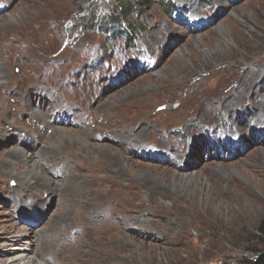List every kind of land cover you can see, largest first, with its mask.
I'll return each instance as SVG.
<instances>
[{
  "label": "rangeland",
  "instance_id": "1",
  "mask_svg": "<svg viewBox=\"0 0 264 264\" xmlns=\"http://www.w3.org/2000/svg\"><path fill=\"white\" fill-rule=\"evenodd\" d=\"M122 1L0 0V264L255 259L264 0Z\"/></svg>",
  "mask_w": 264,
  "mask_h": 264
},
{
  "label": "bare ground",
  "instance_id": "2",
  "mask_svg": "<svg viewBox=\"0 0 264 264\" xmlns=\"http://www.w3.org/2000/svg\"><path fill=\"white\" fill-rule=\"evenodd\" d=\"M236 16V15H235ZM238 18V17H237ZM220 30H222V31H224V27L223 26H220ZM18 131V130H17ZM55 133L57 134L56 136H58V139L59 140H61V136L62 135H60V133H59V129H56L55 130ZM6 136H8V135H5L4 133L3 134H1L0 133V139L1 140H4L5 139V137ZM16 137V136H15ZM14 137V138H15ZM23 143H19L18 142V144L19 145H17L15 148H13L12 149V151L10 152H8L7 154H5L4 155V160H3V162H5L7 165H6V171H8V172H10V173H14L15 175V178L18 180V181H26L27 179V181H29L28 183H29V186L30 187H36V186H41L40 184L41 183H46L45 184V186H46V188L48 189V191H50L53 195H54V193H55V190L51 187V186H49L48 185V180L47 179H49V178H47L46 176H45V172H44V170L43 169H39L38 167H36L33 163H31V162H33V161H31V162H28L29 161V158H28V154H26V152H24V150H23V148L21 147L22 146V144L23 145H25V142L24 141H22ZM21 144V145H20ZM33 147H34V145H32V146H29V148H31V149H33ZM52 149V148H51ZM54 150V149H53ZM90 151V150H89ZM54 152V151H53ZM17 154V155H16ZM17 158L18 159H22L23 160V162H24V164H28L27 165V168H26V171H24L22 174H18L17 172H14V170H15V164H16V162H17ZM15 160H16V162H15ZM22 160H21V162H22ZM18 163H19V161H18ZM20 164V163H19ZM5 165V164H4ZM54 174V173H53ZM13 176V177H14ZM32 177V178H31ZM193 178V176H191V175H188V176H186L185 177V180H191ZM15 180V179H14ZM16 181V180H15ZM52 181V180H51ZM53 183V182H52ZM25 185L27 184V182L26 183H24ZM43 185V184H42ZM54 185V184H53ZM60 186V185H59ZM26 187V186H25ZM59 189V188H58ZM62 189V188H61ZM63 191V190H62ZM63 193V192H62ZM57 194V193H56ZM56 196V195H55ZM36 212H37V215L39 216V212L36 210ZM50 233H52V232H50ZM52 235V234H51ZM46 237V236H45ZM44 236L42 237V239H41V246H43V247H45V249L44 250H42V251H37V250H35L34 251V253H35V256H37V257H39L40 255H44L43 257H45L46 255H45V253H46V251L48 250V249H50V245L52 244V242H50L49 241V238H51L52 236H47L46 238H45ZM56 240V239H55ZM40 243V242H39ZM38 245V244H37ZM29 247V246H28ZM28 247H27V249H28ZM42 257V259H44ZM44 264H49L48 262H46L45 260H43L42 261ZM2 263V262H1ZM13 264H15V263H13ZM54 264H57V263H54Z\"/></svg>",
  "mask_w": 264,
  "mask_h": 264
},
{
  "label": "trees",
  "instance_id": "3",
  "mask_svg": "<svg viewBox=\"0 0 264 264\" xmlns=\"http://www.w3.org/2000/svg\"><path fill=\"white\" fill-rule=\"evenodd\" d=\"M122 2L124 5L120 6V12H125V15H127L128 11L131 10L132 4L137 5L139 10H141L142 7L146 8L151 3V0H123ZM258 232L260 235H264V218L259 225ZM242 264H264V251L260 252L255 259L243 262Z\"/></svg>",
  "mask_w": 264,
  "mask_h": 264
}]
</instances>
